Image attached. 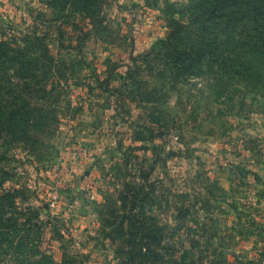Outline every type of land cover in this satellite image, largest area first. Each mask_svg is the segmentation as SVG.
<instances>
[{
    "label": "rangeland",
    "instance_id": "obj_1",
    "mask_svg": "<svg viewBox=\"0 0 264 264\" xmlns=\"http://www.w3.org/2000/svg\"><path fill=\"white\" fill-rule=\"evenodd\" d=\"M50 1L0 0V264H264V63L176 82L192 0Z\"/></svg>",
    "mask_w": 264,
    "mask_h": 264
},
{
    "label": "trees",
    "instance_id": "obj_2",
    "mask_svg": "<svg viewBox=\"0 0 264 264\" xmlns=\"http://www.w3.org/2000/svg\"><path fill=\"white\" fill-rule=\"evenodd\" d=\"M73 1L49 4L66 7ZM189 5V21H174L160 48L154 49L155 61L171 70L176 82L208 72L223 83L232 73L242 77L254 63H264V0H192ZM11 198H16L12 192L0 194V229H26V237L32 239L30 223L8 217L5 208Z\"/></svg>",
    "mask_w": 264,
    "mask_h": 264
}]
</instances>
